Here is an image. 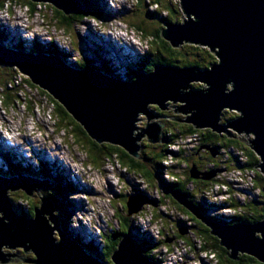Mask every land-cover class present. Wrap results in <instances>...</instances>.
<instances>
[{
  "label": "water",
  "instance_id": "obj_1",
  "mask_svg": "<svg viewBox=\"0 0 264 264\" xmlns=\"http://www.w3.org/2000/svg\"><path fill=\"white\" fill-rule=\"evenodd\" d=\"M31 1L49 3L65 15L84 8L79 0ZM179 8L181 22H164L161 36L173 46L188 42L215 51L218 62L210 67L155 65L152 71L121 80L92 65L73 68L59 55H34L1 44L0 65L15 66L27 75L58 101L92 140L120 146L135 158H141L144 136L148 143L164 141L165 125L156 120L159 116L153 114L150 105L163 110L169 101L185 102L174 111L191 115L186 120L170 119L230 137L234 134L229 127L237 133L253 134L248 144L259 157L257 168L264 174V0H179ZM194 82L205 87L195 88ZM223 110L239 115L219 124ZM204 148L213 157L219 153L217 147ZM224 170L201 172L193 164L189 172L192 179L211 180ZM51 185L49 180L40 181L21 172L11 178L0 176V264L9 256L32 264H109L62 229L50 197H41L32 216L14 209L11 191L22 189L32 196ZM169 194L209 228L231 259L247 254L264 263V217L254 222L215 220L206 216L187 192L175 189ZM146 204L157 206L158 201L140 193L128 195V215L138 214ZM180 229L181 235L187 232L184 225ZM147 250L135 231L126 233L110 256L111 264H154L145 254Z\"/></svg>",
  "mask_w": 264,
  "mask_h": 264
},
{
  "label": "rangeland",
  "instance_id": "obj_2",
  "mask_svg": "<svg viewBox=\"0 0 264 264\" xmlns=\"http://www.w3.org/2000/svg\"><path fill=\"white\" fill-rule=\"evenodd\" d=\"M150 1L151 0L146 1L148 5L141 6L139 9H142L143 12L155 10L156 8L150 4ZM8 3L9 6L7 7ZM37 3L40 5L33 15L29 13L28 6L20 5L17 1L11 2L7 0L6 6L0 8V25L3 29H6V33L9 32L8 36L10 38L7 36V39L10 42L6 43L9 45V48L29 53V51H31L30 48H32L30 44H32L33 39L38 38L41 44L47 45L48 43H53L54 45H60L62 49L69 52L72 56L66 60L68 64L77 61L79 64H85L80 68L92 65L98 69L97 67L105 66L106 69L109 70L110 76L121 80H130L137 72H141L138 70L136 71V68L141 64V58L148 54L150 49L155 48V44L151 38H148V40L143 38L141 33L130 25L132 22H138L142 16V14L137 17L135 16L141 13V10H138L135 5L137 0H99V7L102 8V15L97 13V15L94 14V17L83 18L70 29V33H66L64 29H60L59 23L55 17V12L53 11L55 8L51 4L46 2ZM172 3L179 8V0H172ZM145 14L149 18L147 20L148 22H146L149 28L155 25L153 24L154 21L156 25L159 26V23L164 20V18L161 17L149 16L146 12ZM166 15V11H161V16L166 17ZM169 15L170 13H168V16ZM172 18H177L178 22H181L180 8ZM187 19L188 16H186V20ZM91 30H93V33ZM23 38L27 39L28 46H26L25 50H20L16 47V44L20 43L21 40L23 41ZM187 44L190 43L183 42L176 47L182 48V52L185 51L184 47L191 50L190 46H186ZM211 53L215 56V63L218 62L215 51H211ZM208 54L211 56L210 53ZM192 55H188L187 61H193L194 55ZM183 61L185 60H180L179 63H183ZM98 70L102 71L101 69ZM19 71L20 70L15 66L0 65L1 82L5 80V78L9 79L2 83L0 82V92H11L18 97H15L16 100H14L13 103L8 104L4 102L2 96L0 97V129L3 135L10 138V141L0 138V176L3 178L13 177V174L10 175V168L6 166L7 157H5V154H7L9 157H13L8 159L12 167V172L17 171L14 169L15 163H21L23 167L33 169V173L45 175L33 174L35 175L33 176L32 174H26V176L34 177L38 180L40 179V181L49 180V183L52 185L48 189L42 188L40 194L34 191L32 197L30 196L32 198L30 201L25 197L26 193L24 190L21 189L16 192L11 191L9 193L10 200L17 212L22 208L28 210L30 204L40 206L42 202L41 197H43V195L49 197L51 194L55 199L63 201L66 205V209L63 212L62 208L58 207V205L61 204H57L56 207H58V210L55 207L54 212L60 219L62 229H65V223H63L62 218L67 214L69 218H67L69 222L67 223L69 236L75 241L81 239L79 243L94 256L98 258L101 257L100 260H102L103 255L97 249L89 248L87 244L91 242L93 245L99 246L100 248L106 246L105 240L103 237L101 238L102 233H110L112 228L117 229L119 227L118 213L121 215L125 213L128 214L125 206L127 201L125 196H134L136 195L135 193L138 192V194L147 195V197L151 199L154 198V200H159L157 206L146 204L144 209L140 211L142 212L141 217L135 214L132 218V224L137 225L135 226L137 227L136 233L149 236L155 242L157 240L161 241L156 248H151L148 251L155 259L156 263L154 264H175V262L178 261L179 264H182L180 259L187 261L192 255L193 259L190 263L186 264H203L201 261L202 257L208 264H217V256L215 254L200 250V246L204 241L202 239L203 234L199 232L198 234H193L194 230L190 228V226H192L194 222L188 219V216L180 209L173 207L174 204L171 199H168V197L162 194L164 192L162 190V185L156 187L157 180L154 183L155 185L149 184L144 177H141L137 173L129 172L116 156L109 157V159L105 157L100 161L99 165H94L87 156L86 150L75 141V137L69 132L71 129L65 124H62V126L56 124L58 119L54 115V105L51 103L48 96L43 93L45 91L35 84L30 85V82L27 80L29 77ZM12 73L13 77L17 73L19 78L16 77V80H12ZM193 86L195 88L205 87V85H201L199 82H194ZM35 88H37V90H35ZM31 89H33V91H31ZM40 101H42V103ZM182 104L184 105L185 102H167V109L158 111L160 115L163 116L156 118V120L162 122L164 125L166 121L169 123L177 122V124L186 123L170 119L176 117L180 120H186V117L191 115L190 112L182 113L180 111H174ZM29 105H33L32 110H29L31 109ZM47 106L50 107V110ZM154 106L156 105L152 104L150 108L152 109ZM44 107H46V109ZM51 108H53V111ZM224 111L226 112L228 110H223L220 119L217 121V123L223 125L231 120L230 117L234 116L228 113L234 111H228L226 113H224ZM235 114L237 116L239 115L237 112H235ZM167 125H165V127H167ZM228 130L238 137L244 138L247 142L249 139H253V134H246L244 132L237 133L230 127ZM13 134L16 136L15 138L11 137ZM167 135H170V133L168 132ZM193 135L192 133H186L176 137L181 143L178 154L182 155L180 157H188L189 164L193 165L196 152L203 151L204 146L217 147L219 153L225 150L222 149L221 146L219 147V144H211V142L203 140L201 134ZM143 138L141 143L146 141L147 136ZM182 140L185 141L182 142ZM178 148L179 146L173 145L169 147V150L173 152L177 151ZM224 152L226 155L227 151L225 150ZM169 155L170 154H168L167 157H169ZM171 155L174 157L173 154ZM203 156L205 158V153H203ZM54 159L57 161L53 164ZM183 159L185 160V158ZM238 160L243 159L239 157ZM164 162L168 167L176 165V162H173L170 158H166ZM182 165L180 164L177 166L174 171L177 172L180 166L183 171L187 170L185 163ZM196 165L198 169L199 167L203 168V170L199 169L201 172H206L205 169L208 167H210V169L207 170H211V167L214 166L212 163L209 164V161L203 162L202 160ZM220 168L225 169L226 163L221 164ZM225 170L218 172L214 178H217L220 174L223 176ZM19 172L17 171V173ZM163 176L169 179L165 174ZM254 179L255 178L249 179V177L248 179H239L234 176L228 180L219 179L220 181L218 183L224 184V186L215 184L209 190L203 191L197 197L195 196V202L202 203L205 193L208 192L210 195H214L216 194V190H219L220 194H217V199L226 198L228 199V203H230L229 201L231 199L236 201L238 199L240 205L236 206L235 210L232 209V213H234V211L237 214L243 213L245 207L242 205H244L245 202L247 203V201H251V199L256 200L253 195L254 193H259L260 195L259 189L253 187L252 182ZM57 180L62 184L61 186L65 187V190H63L62 193L60 192L61 194L56 190L52 191ZM235 180H239L243 184L239 183V185H233L231 182H235ZM244 181L247 183L245 184ZM88 185H90V188H87ZM237 186L242 188H244V186H251L253 190L251 193L248 191L250 194H247L244 190H238L237 188L239 187ZM193 188V183L187 184L186 189L189 195L190 190ZM234 189L236 191H234ZM60 198H63V200H60ZM78 200L84 202L85 205L82 206ZM87 208L90 209L88 213ZM211 211H214V209ZM211 214L222 216L226 219H232L227 218L232 217L229 213L212 212ZM138 218H142L143 222ZM179 219L185 220L184 226L187 228V232L184 234V237L187 239L177 236L178 232L181 230L177 225V220ZM149 221V224L145 223ZM151 228L153 230H151ZM162 229H164L166 233H174V236L170 235L172 239L174 238V240L170 242L173 246L172 249H169L167 245L165 246L166 242H163L165 237L158 234ZM55 236L59 237L58 233H56ZM166 239L170 238L166 237ZM188 241L195 243L196 248L190 246ZM185 249L188 250L189 253L187 254L188 256L183 257ZM108 260L109 258H106V261ZM4 264L32 263L23 262L18 256H9V260ZM109 264H111V260Z\"/></svg>",
  "mask_w": 264,
  "mask_h": 264
},
{
  "label": "trees",
  "instance_id": "obj_3",
  "mask_svg": "<svg viewBox=\"0 0 264 264\" xmlns=\"http://www.w3.org/2000/svg\"><path fill=\"white\" fill-rule=\"evenodd\" d=\"M11 2H19L20 5H26L28 6V11L31 15L35 14L38 6L40 4H38L37 2H33L31 0H10ZM84 8L80 11L74 12L71 15H65L63 12L57 10L56 8L53 9V11L55 12V17L59 23V27L60 29H64L66 33H70V29L74 27V25H76L78 22H80L83 18L86 17H94L95 15H97V13H99L100 15H102V8L99 7V0H79ZM101 1V0H100ZM148 0H137V3L135 4L138 8V10H141V13L137 16H141V18L138 20V22H132L130 23V25L134 28H136L140 33L141 36L145 39L148 40V38H151V40L153 41V43L155 44V48L154 49H150L148 54H146L144 57L141 58V64L140 66H138L136 68V71H152L155 65H169V66H184V67H198L200 69H205L210 67L213 63H215V56L213 53H211V50L207 47L201 46V45H195V44H187L186 46H190L191 50L186 49V47H184L185 51L182 52V48H178L176 46H173L170 42H168L167 40H165L162 36H161V31L164 28L163 23L164 22H175L178 21L177 18H172L177 12L178 9L176 7V5L174 3H172V0H151L149 3L152 4V6H154L156 9L155 10H148V11H142V9H139V7L144 6V5H148L147 2ZM7 4V0H0V8H4V6H6ZM12 5V3H11ZM161 11H166L167 15L165 16H161ZM145 12L149 15V16H156V17H161L164 18L163 21H161V23H159V26L156 25L155 21L153 22L151 19V21L153 22V24H155L154 26H151L149 28V26L146 24V22H148L147 20L149 19ZM168 13H170V17L168 16ZM173 13V14H172ZM95 14V15H94ZM168 16V17H167ZM160 18V19H161ZM157 28H156V27ZM159 27V28H158ZM8 33H6V29H3L2 26L0 25V44L4 45V40L7 38ZM40 40V39H39ZM38 38L33 39L32 44H30L32 46L31 51H29L30 53L33 54H38V53H48V54H55V55H59L61 56L64 60H68L70 56H72L69 52L65 51V49H62L60 47V45H54L53 43H48L47 45L41 44L39 42ZM20 50H25L27 45V40L23 39V41L21 40L20 43L16 44ZM12 46V45H11ZM9 48V47H8ZM11 49V48H10ZM211 54V56H209V54ZM192 55L193 56V61H187L188 60V55ZM76 56V55H75ZM198 56V57H197ZM209 56V57H208ZM201 60H199V59ZM208 58V60H207ZM180 60H185L183 61V63H179ZM144 66H143V65ZM70 65L73 68L79 69L80 67L84 66L82 64H79L77 61L74 63H70ZM142 65V66H141ZM98 69H101L103 72L110 74L109 70L106 69L105 66L102 67H97ZM135 71V72H136ZM134 72V73H135ZM17 74V73H16ZM11 77H13V73L11 75ZM1 78H0V82H1ZM9 79L5 78V80L3 81H7ZM30 82V85H32L33 83L27 79ZM2 81V82H3ZM1 82V83H2ZM46 96H48L49 100L51 101V103H53L54 105V115L55 117L58 119V122H56V124L58 126H62V124H65L66 126H68L71 130L69 131L71 133V135H73L75 137V141L77 143H79L83 149L86 150L87 152V156L89 157V159L91 160V162L94 165H99L100 161L102 159H104L105 157L109 159V157L112 156H116L118 157L120 163L126 167V169H128L129 172H133V173H137L139 174L141 177H144L145 180H147V182L149 184H154L155 181L157 180V186L162 185V190L164 191L162 194H164L165 197H168V199L170 198L171 201L173 202L174 206L178 209H180L182 212H184L187 216L188 219L192 220L194 223L192 226H190V228H192L194 230L193 234H198L202 233L203 237L202 239L204 240L202 245L200 246V250L202 251H206V252H210L213 253L217 256V264H264L260 261H258L256 258H254L251 255H247V254H240L239 255V259L238 260H233L228 256V250L225 249L224 247H222L219 243V239L212 236L209 232V228L202 223L201 221H199L197 218H195L188 210H186L183 206H181L178 202H176L169 194L170 191L178 189L184 192H187L186 186L189 183H193L194 184V188L192 190H190V197L192 200L196 201V197L202 193L205 190H209L212 186H214L215 184H218V182L220 181L217 178H213L211 180H204V179H192L190 177V169L192 167V164L188 163L189 159H180L179 158V152L175 153L174 157L171 158V160L173 162H176V165H172L171 167H168L169 169L167 171H169V175H171L172 177H174L171 181H169V179H166L163 175L165 173L166 170V166L163 164L164 160L167 158L168 153L171 152V150H169L170 145H177L179 146V141L177 140V136L181 135V134H194V135H198L201 134L202 135V139L207 141V142H211V144H219V147L221 146L222 149H225L228 153V158H225V152L222 153H218L217 158L212 159L209 161V164H213L214 166L211 167V169H216L221 167V164H224V162L226 163V167H229L231 162H234L232 155L230 154V152H228L229 148L233 147V148H237L240 149L244 155L246 156L245 162L242 164L244 166V168H247L249 171H252L255 174V179H254V186L257 187L260 191V197L256 198V200H252L249 202H245L244 205H242L243 207H245V209L243 210V213L240 214H236L232 217H227V218H239L241 221H245V222H254V221H258L260 219H262L264 217V174L257 168L258 163H259V157L257 156V154L252 150L251 146L248 144V142L243 141L241 139V137H238L237 135H232V137H230V135L228 134H219L216 133L214 131H212L209 128H205V129H197L196 127H194L193 124L191 123H184V124H173L167 127H164V141L162 143H158V144H150L146 141L142 142V150H141V158H135L133 156H131L130 154H128L123 148H121L120 146H116L110 143H103V144H98L96 141L92 140L87 133L84 131V129L82 127H76L75 124L73 122L72 117H70V115L67 113V111L64 109V107L58 102L56 101L51 95H49L48 93L43 92ZM1 96H3V100L4 102L7 104L8 103H13L16 98H18L17 96H15V94L7 93L2 91V93L0 94ZM14 95V96H13ZM32 110L33 109V105L30 106ZM159 108V107H158ZM151 109V108H150ZM155 112V111H154ZM228 112V111H226ZM224 111V113H226ZM230 115L233 114L234 116L230 117L231 119H233L235 116H237L235 114V112H228ZM170 133V135H167V133ZM223 150V151H225ZM210 152V151H209ZM181 154V152H180ZM5 157H7V162H6V166L9 167V171H11L10 175H16L17 171L24 173V174H28V175H42L45 176L44 174H37V173H33V169L31 168H25L22 166L21 163H15L14 169H16V172H12V167L11 164L8 162L9 155L5 154ZM185 158V157H184ZM6 161V160H5ZM198 160L193 161V164H197ZM204 162V161H203ZM183 163H185V165L187 166V170H184L181 173H177L175 172V168L177 166H179L180 164L182 165ZM207 165V164H206ZM205 165V167H206ZM236 165V164H235ZM240 165V164H239ZM237 166V165H236ZM241 166V165H240ZM171 168V169H170ZM207 168V167H206ZM199 169L203 170V168ZM207 169H210V167H208ZM207 169H205L206 171H208ZM3 170V169H2ZM3 174V173H1ZM33 175V176H35ZM48 175V174H47ZM48 179V177H47ZM51 179V178H50ZM52 180V179H51ZM55 186L52 189L56 190L57 192H63V190H65V187L61 186L62 184L57 180L55 182ZM155 185V184H154ZM60 193V194H61ZM138 193V192H137ZM196 196V197H195ZM27 197V200L30 201V197L29 196H25ZM52 201L54 202V206L56 207L57 204H61L58 205V207L62 208L63 212L66 209V205L63 201H59L57 199H55L51 194L49 196ZM125 198L127 199V196H125ZM60 200H63V198H60ZM208 201V202H207ZM219 200L218 199H210L209 197H204L203 198V202L202 203H198L200 208L202 209L203 213L210 217V218H214L215 220H221V219H226L225 217L222 216H217V215H213L211 214V210L214 209L215 207H223L224 202L218 203ZM227 203V207L229 206V204L231 205L232 209H235L236 206H239L240 203H238L236 200H230ZM159 203V202H158ZM18 205V204H16ZM126 206V205H125ZM36 207H39L37 205H31L30 204V209L28 208V210L26 211L25 209H21L20 213L22 214H27V215H34V210ZM58 207H56V209L58 210ZM59 208V210H60ZM17 209V208H16ZM127 209V206H126ZM57 215V214H56ZM136 216H142V212L138 213ZM133 216H129L127 213L125 214H119L118 213V222H119V227L117 229H111L110 233L104 234L102 233L101 238L103 237V239L105 240V247H99L96 245H93L91 242L87 244V246L89 248L92 249H97L102 255H104V253H106V257L110 259V256L112 254V252L116 249L117 247V243L119 242L121 235H124L126 233L129 232H134L135 231V236L138 239L139 242H141L148 250L151 248H156L158 244L161 243L160 240H157L156 242L154 240H152L149 236L146 235H142V234H138L136 233L137 230L135 226H137L136 224H132V218ZM68 215L66 214L64 218H62L63 223H65V229H63L68 235L69 231L67 229V223L68 222ZM220 218V219H219ZM60 220V219H59ZM184 221H180L178 220V223L181 225H184ZM177 223V221H176ZM177 223V225L180 227V225ZM161 234V236H164V240L163 242H166V237L168 238H172V236H174V233H166V231L164 229H162L161 232H159ZM172 235V236H170ZM177 236L182 237L183 239H187L184 237V235H181L180 232H178ZM81 239H77L78 242H80ZM174 240V238H173ZM190 243V246H193L194 248H196L195 243H192L190 241H188ZM167 245V247L169 249H172V245L166 242L165 246ZM195 245V246H194ZM147 252L145 253L148 257L152 258L154 263L155 259ZM101 258V257H99ZM112 263V262H111Z\"/></svg>",
  "mask_w": 264,
  "mask_h": 264
},
{
  "label": "built area",
  "instance_id": "obj_4",
  "mask_svg": "<svg viewBox=\"0 0 264 264\" xmlns=\"http://www.w3.org/2000/svg\"><path fill=\"white\" fill-rule=\"evenodd\" d=\"M16 77H18L17 76V74L12 78V80H16ZM19 78V77H18ZM20 81V80H19ZM8 86V85H7ZM16 88V87H15ZM3 89H4V87H3ZM2 89V90H3ZM36 90V89H35ZM193 136H195V135H193ZM178 141V140H177ZM183 141H185V140H182V142ZM180 145H181V143L179 142V148H178V150L177 151H173V152H170V153H168V154H173V155H175V153H177V152H179V150H180ZM224 152V151H223ZM228 152H230V154L232 155V158H234L235 159V164L237 165V167L236 168H230V166L229 167H226L225 169V173L223 174V176H222V174H220L219 176H217V179H231V177L232 176H234L235 178H239V179H248V177H249V179H251V178H254L255 177V174L252 172V171H249L247 168H244V166L242 165L244 162H245V159H246V156L244 155V153L240 150V149H237V148H233V147H231V148H229V150H228ZM225 155V154H224ZM228 153H226V155H225V158L227 159L228 157ZM239 157L240 158H242L243 160H238L239 159ZM233 159V160H234ZM225 163V162H224ZM173 164V163H172ZM241 166H240V165ZM183 166V165H182ZM181 172H183V170H182V167L180 166V169H177V173H181ZM250 175V176H249ZM247 177V178H246ZM169 181H171V178H169ZM231 183H233V185H239V183H242L241 181H239V180H235V182H231ZM244 183L246 184L247 182H245L244 181ZM243 184V183H242ZM234 187V186H233ZM237 187H239V186H237ZM238 190H240V191H243L244 190V192L245 193H247V194H250L251 192H252V190H253V188H251V186L250 187H248V186H244V188H242V187H239V188H237ZM234 191H236L235 189H234ZM248 191H250V193L248 192ZM218 194H220V192L218 193ZM254 195V197L255 198H259L260 197V195H259V193H254L253 194ZM248 196V195H247ZM214 197H218V195H217V193L214 195ZM154 199V198H153ZM156 201H158L159 202V200H156ZM237 202L238 203H240L239 202V200L237 199ZM247 202H249V201H247ZM174 208H176L175 206H173ZM215 210L214 211H211L210 213H212V212H223V213H230V214H233V216L234 215H236V212L234 211V213H232V209H229V207H227V203H225V199H224V205H223V207H215L214 208ZM176 210V209H175ZM228 210V211H227ZM233 210H235V209H233ZM179 220H181V221H183L182 219H179ZM143 222V221H142ZM185 222V221H184ZM145 223H150V221L149 222H145ZM199 250V249H198ZM197 250V251H198ZM185 252H189L188 250H186L185 249V251H184V253ZM193 256V255H192ZM193 259V258H192ZM205 262V263H204ZM202 263L203 264H208V262L207 261H202Z\"/></svg>",
  "mask_w": 264,
  "mask_h": 264
},
{
  "label": "bare ground",
  "instance_id": "obj_5",
  "mask_svg": "<svg viewBox=\"0 0 264 264\" xmlns=\"http://www.w3.org/2000/svg\"><path fill=\"white\" fill-rule=\"evenodd\" d=\"M9 6V3H8V5H7V7ZM92 31V33H93V30H91ZM92 33H90V34H92ZM8 35H9V32H8ZM118 35H120V34H118ZM9 37V36H8ZM10 38V37H9ZM23 39H25V38H23ZM27 40V39H26ZM8 42H10V41H8V39L6 38L5 40H4V45L6 46V47H9V45L8 44H6V43H8ZM11 45H12V43H11ZM30 53V52H29ZM30 54H33V53H30ZM35 55V54H34ZM70 65V64H69ZM20 72V71H19ZM107 74V73H106ZM128 80V79H127ZM202 85V84H201ZM36 90H37V88H35ZM31 91H33V89H31ZM0 94H1V92H0ZM0 97H1V95H0ZM3 97V96H2ZM32 98V97H31ZM34 99H36V98H34ZM31 100V99H30ZM29 100V101H30ZM37 101H39V100H37ZM36 101V102H37ZM41 103H42V101H40ZM39 104V103H38ZM43 105V104H42ZM48 107V106H47ZM45 109H46V107H44ZM48 109L50 110V107H48ZM51 110L53 111V108H51ZM45 112V111H44ZM11 137L12 138H15L16 136L13 134V135H11ZM0 138L3 140V139H5V140H8V141H10V138L9 137H7V136H5V135H3V132L1 131V129H0ZM247 142V141H246ZM249 142V141H248ZM170 146H173V144L172 145H170ZM178 150V149H177ZM173 156L170 154L169 155V157H167V158H172ZM57 161V160H56ZM55 161V159L53 160V164L56 162ZM164 165L166 166V170H165V176H167L168 178H171V179H173L174 177H172L171 175H169V171H167L169 168H168V166L165 164V162H164ZM54 167V166H53ZM237 166L235 165V161L234 162H231V164H230V168H236ZM255 178V177H254ZM228 182V181H227ZM252 184H253V187H255L254 186V181L252 182ZM216 185H223L224 186V184H221V183H218V184H216ZM87 188H90V185H88V187ZM220 191L219 190H216V193L218 194ZM136 195L138 194L137 192L135 193ZM215 195V194H214ZM214 195L213 194H211L210 195V193H205V197H209L211 200L212 199H217V197H214ZM219 200V202L218 203H221V202H224V199H218ZM78 201H80V203H81V205L82 206H84L85 204H84V202H82L81 200H78ZM225 202H228V199H226L225 198ZM229 207V209H232L231 208V206L229 205L228 206ZM215 210V209H214ZM228 211V210H227ZM88 212H90V209H88L87 208V213ZM140 213V212H139ZM237 214V213H236ZM229 215H232L233 216V214H230L229 213ZM138 219H140L141 221H143L142 220V218H138ZM144 230H146V229H144ZM151 230H153L152 228H151ZM158 234H160L159 232H158ZM189 252H185L184 254H183V257H186V256H188L187 254H188ZM207 253V252H206ZM206 255V254H205ZM192 258H193V256H191V257H189V259L187 260V261H183V260H181L180 259V262L182 263V264H186V263H190V261L192 260ZM203 258V257H202ZM201 258V261H206L205 259H202ZM211 258V257H210ZM162 259V258H161ZM208 259V258H207ZM205 263V262H204ZM175 264H179V261L178 262H175Z\"/></svg>",
  "mask_w": 264,
  "mask_h": 264
},
{
  "label": "flooded vegetation",
  "instance_id": "obj_6",
  "mask_svg": "<svg viewBox=\"0 0 264 264\" xmlns=\"http://www.w3.org/2000/svg\"><path fill=\"white\" fill-rule=\"evenodd\" d=\"M154 108V109H153ZM151 110H152V112H153V114H155L156 116H158L159 115V117L161 116H163V115H160V113L158 112L159 110H161L160 108H158V106H154ZM155 111V112H154ZM73 122L74 123H76L75 124V126L76 127H80L79 126V124L75 121V120H73ZM168 121H166V123H165V125H167L168 123H167ZM173 124H177V122L175 123V122H170L167 126H170V125H173ZM181 124V123H180ZM203 153H205V158H204V156H203ZM200 154H201V156H200ZM195 160H198V162H197V164H199V162L202 160V161H210V160H212V159H215V158H217V155L215 156V157H213L212 156V154H211V152H209V150L208 149H206V148H204L203 149V151H201V152H196V155H195ZM202 158H204V159H202ZM30 197V196H29ZM32 197V196H31ZM30 197V199L32 200V198ZM180 226H181V224H179ZM106 253H104V255H103V258H102V261H104V262H110L109 260L108 261H106Z\"/></svg>",
  "mask_w": 264,
  "mask_h": 264
},
{
  "label": "crops",
  "instance_id": "obj_7",
  "mask_svg": "<svg viewBox=\"0 0 264 264\" xmlns=\"http://www.w3.org/2000/svg\"><path fill=\"white\" fill-rule=\"evenodd\" d=\"M180 156H182V155H180ZM180 156H179L180 159H183L184 157H185L186 160L189 159V158L186 157V156H183V157H180Z\"/></svg>",
  "mask_w": 264,
  "mask_h": 264
}]
</instances>
